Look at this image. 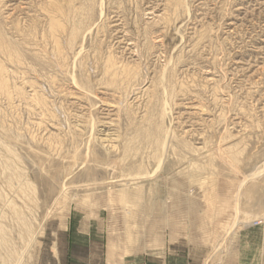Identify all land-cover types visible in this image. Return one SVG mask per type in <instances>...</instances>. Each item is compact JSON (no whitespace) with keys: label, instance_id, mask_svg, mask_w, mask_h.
<instances>
[{"label":"rangeland","instance_id":"obj_1","mask_svg":"<svg viewBox=\"0 0 264 264\" xmlns=\"http://www.w3.org/2000/svg\"><path fill=\"white\" fill-rule=\"evenodd\" d=\"M0 67V230L20 264L71 262L73 218L121 259L264 264V0H0Z\"/></svg>","mask_w":264,"mask_h":264},{"label":"crops","instance_id":"obj_2","mask_svg":"<svg viewBox=\"0 0 264 264\" xmlns=\"http://www.w3.org/2000/svg\"><path fill=\"white\" fill-rule=\"evenodd\" d=\"M79 222L78 218L70 221L65 253L71 256V262L65 264H201L188 248L162 249L121 259L111 250L108 238V242L103 243V237L99 236L101 233L93 225L85 228Z\"/></svg>","mask_w":264,"mask_h":264},{"label":"bare ground","instance_id":"obj_3","mask_svg":"<svg viewBox=\"0 0 264 264\" xmlns=\"http://www.w3.org/2000/svg\"><path fill=\"white\" fill-rule=\"evenodd\" d=\"M58 12H59V9H58ZM181 12V11H180ZM154 14V13H153ZM89 17V16H88ZM51 25H52V33H53V37H54V39H55V42H56V46H57V50L60 52L61 51V42H60V35H59V31L63 28V26H62V24H61V22H60V20L58 19V16H57V13L56 14H54V16H52V18H51ZM168 28V27H167ZM200 38V37H199ZM139 59V58H138ZM161 60V59H160ZM172 62V61H171ZM173 62H174V60H173ZM110 64V63H109ZM165 65V64H164ZM145 66V65H144ZM140 70V69H139ZM4 69L2 68V67H0V81H1V83L2 84H4L3 82L5 81L4 80V78H3V76H4ZM143 73V72H142ZM129 75V74H128ZM76 77V76H75ZM139 77V76H138ZM239 82V81H238ZM170 85V84H169ZM168 95V94H167ZM169 103V102H168ZM173 107V106H172ZM172 110V109H171ZM172 112V111H171ZM192 112V111H191ZM168 114V113H167ZM173 116V115H172ZM170 119V118H169ZM170 121H171V119H170ZM174 122V121H173ZM220 134V133H219ZM160 137V136H159ZM168 139V134H166L165 135V137H164V139L162 140V142H160V144H159V146L161 147V148H165V145H166V140ZM168 140H170V139H168ZM226 145V144H225ZM170 146V145H169ZM166 148H168L167 146H166ZM160 152V151H159ZM162 152V151H161ZM164 153H166V152H164ZM9 155H10V157L11 158H13V153H11V152H9ZM201 155V154H200ZM2 156V155H1ZM165 156V155H164ZM14 159V158H13ZM17 162V161H16ZM1 163V162H0ZM188 163V162H187ZM225 164H227V163H225ZM15 166V167H14ZM17 165L16 164H14L13 163V169L12 170H14L13 172H15V174H17V167H16ZM150 177V176H149ZM127 183V182H126ZM141 186V185H140ZM0 196H1V190H0ZM14 214H15V217H16V219H18L19 221H21V222H24V228H23V231H22V236L23 237H25L24 239H25V241H26V243H27V245L28 244H30L31 243V241L33 240V235H34V232H32L30 229V227H29V225H28V223H27V221H26V218L25 217H23L22 216V214L19 212V210L18 209H15L14 210ZM14 217V218H15ZM237 221V220H236ZM1 231V234H0V245L2 246V247H4L5 249H7V250H9V257H8V259H7V261H8V263L9 264H20L21 263V261H22V257H23V254L21 255H19V257H17V254H16V250L14 249V247L12 246V239L10 238V236H9V234L7 235V234H5V230H3V228L0 230ZM230 232V231H229ZM228 233V232H227ZM29 236V238L28 239H26L27 237ZM24 250V249H23ZM26 251V250H25ZM25 251H23L22 253H24ZM12 254V255H11ZM15 254H16V256H15ZM14 255V256H13Z\"/></svg>","mask_w":264,"mask_h":264}]
</instances>
